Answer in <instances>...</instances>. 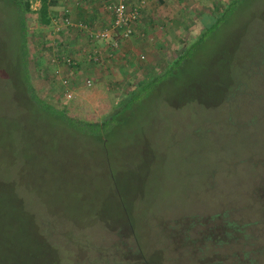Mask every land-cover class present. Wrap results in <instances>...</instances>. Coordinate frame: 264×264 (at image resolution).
Listing matches in <instances>:
<instances>
[{"label":"rangeland","instance_id":"1","mask_svg":"<svg viewBox=\"0 0 264 264\" xmlns=\"http://www.w3.org/2000/svg\"><path fill=\"white\" fill-rule=\"evenodd\" d=\"M217 1L226 0L185 4L171 23L173 45L136 79L169 67ZM238 1L193 56L143 90L128 121L110 123L98 142L14 98L17 22L12 4L0 0V264H118V244L134 253L136 238L156 264H216L215 255L230 263L242 237L201 252L179 251L172 239L174 228L192 222L212 239L218 213L248 223L264 242V0ZM39 24L31 13L36 59ZM35 66L37 91L71 116L103 120L136 93L124 80L95 95L92 79L70 84L68 98L59 79Z\"/></svg>","mask_w":264,"mask_h":264},{"label":"crops","instance_id":"2","mask_svg":"<svg viewBox=\"0 0 264 264\" xmlns=\"http://www.w3.org/2000/svg\"><path fill=\"white\" fill-rule=\"evenodd\" d=\"M119 1L126 2L128 6L136 2L54 0L53 3L52 0L49 6L50 22L42 24L39 21L42 49L37 60L44 72L49 71L51 81L66 76L70 79L69 85L75 88L84 85V77H90L93 84L98 86L96 91L99 93L95 95L124 80L136 82V77L143 75L141 70L148 67L147 64L155 65L151 58L157 60L162 50L166 51L173 45L172 20L182 18L184 5L192 0H145L141 17L133 24L132 34L119 39L118 45L113 47L110 39L96 38L92 33L110 25L113 13L109 5ZM57 52L72 56L76 62L67 66L60 60H53ZM140 54L144 57H140ZM56 68L59 69L58 76L54 73ZM101 85L108 89H102L104 87ZM112 91H115L114 88Z\"/></svg>","mask_w":264,"mask_h":264},{"label":"trees","instance_id":"3","mask_svg":"<svg viewBox=\"0 0 264 264\" xmlns=\"http://www.w3.org/2000/svg\"><path fill=\"white\" fill-rule=\"evenodd\" d=\"M7 1L12 4L15 10V21L17 22L18 38L16 39L17 41L14 48V55L16 56L14 62L17 64V69L10 71L9 76L15 90L14 98L19 104L24 106L26 110H29V112L34 114L36 112L39 115L41 112L43 116L47 115L54 118L58 124H62V127H67L70 131L88 135L91 139L95 141L97 140L98 142L104 141L103 133L106 135V127L110 123L127 122L128 114L133 111V101L138 97V95L157 78L167 73L173 74L175 65L180 63L183 59L191 58L195 49L201 46L207 37L212 35L214 30L225 21L227 15L232 11L234 6L240 2L238 0L215 2V11H213L212 16H210V21L204 24L202 29L198 30L196 34L197 36L186 45L185 51L176 55L169 67L161 69L157 74L147 79H142V77H140L141 80L138 81V79H136V82H131L130 84L133 86L131 93L134 90H136V93L132 97L125 100L124 103L120 104L108 117L103 120L96 121L68 115L63 109L58 108L53 102L47 101L44 98V95H41L37 91V88L31 81V72L32 70L34 71V68L36 67L35 65L38 64V59H36L35 55V44H33V38L29 36L31 34V30L27 25V19L31 13H35L38 21L42 24H48L50 22L49 6L52 5V0H41L40 6L35 9L31 7L30 0ZM262 17L264 19V14H262ZM263 50L264 45L262 46V51ZM32 51H34V53ZM223 56L226 60L230 59L228 53H224ZM262 193V201L264 202V188ZM218 215L221 221L218 220L216 226L214 227L216 233L212 236V239L210 238V234L203 235L202 231L199 230L200 228L195 229L193 222L186 228H174L172 230V236L174 238L172 239H176L178 250L188 251V246L193 245L192 247L198 252L205 250L207 247H210L209 251H213V248H216V246L222 248L226 245H234L235 243H238L240 241V237H242L244 240L243 243L239 245L240 252H236L235 250L233 253L235 256L230 263H220V259H217L216 255L211 261H214L216 264H257L260 255L264 254V242H260L262 243V245H260V243L255 240L256 234L254 232L250 233L247 230L248 223H239L234 218H224L222 213H218ZM216 217L218 219V216ZM126 222L129 221L126 220ZM134 241H136V243H132L135 248L134 253L129 252L130 247L128 245L124 247L123 244H118L119 257L117 259L114 257L118 261V264H156L152 261L151 257L147 255L142 245H140V242L137 241V238ZM198 241H200V243ZM114 244L115 243H112L110 247ZM203 244H205L206 247L202 246ZM249 246L251 247L248 248ZM104 248L101 247V250L106 251V247ZM111 249H113V247L110 248V250ZM215 253L216 252H214L213 255ZM160 261L164 262L165 257H160Z\"/></svg>","mask_w":264,"mask_h":264},{"label":"built area","instance_id":"4","mask_svg":"<svg viewBox=\"0 0 264 264\" xmlns=\"http://www.w3.org/2000/svg\"><path fill=\"white\" fill-rule=\"evenodd\" d=\"M31 7L33 9L40 6L41 0H30ZM32 1L34 2L32 4ZM145 0H136L128 6L126 2L119 1L109 5L110 10L113 13V18L108 27L97 29L92 35L96 38L101 39H110V43L113 47H116L119 43V39L129 37L133 32V24L137 19L141 17V10L144 7ZM69 22V20H67ZM84 24H81L83 26ZM140 57H144L143 54H140ZM97 59V58H95ZM53 60H60L63 64L70 66L76 62L75 58L70 55L57 52L54 54ZM54 73L59 74V69L56 68ZM58 76V75H57ZM70 79L66 76H60L59 83L63 87V93L66 97H72V90L70 88L69 82ZM83 84L86 86L92 85V78L84 77Z\"/></svg>","mask_w":264,"mask_h":264}]
</instances>
